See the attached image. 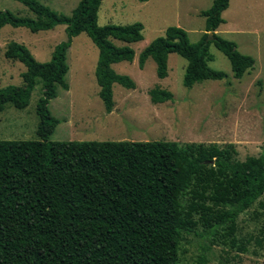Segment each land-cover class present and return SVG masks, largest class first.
<instances>
[{
	"label": "trees",
	"instance_id": "16d2710c",
	"mask_svg": "<svg viewBox=\"0 0 264 264\" xmlns=\"http://www.w3.org/2000/svg\"><path fill=\"white\" fill-rule=\"evenodd\" d=\"M20 1L36 18L0 10V29L11 24L39 32L63 24L68 39L44 63L25 45L13 42L6 49V56L24 62L27 70L23 86L0 88V111L8 102L26 108L39 79L44 89L37 104L38 139L0 140V264H180V243L185 233H196V214L208 236L226 226L235 244L239 216L264 195V153L241 161L234 144L222 148L165 140H51L60 120L49 105L59 85L69 89L67 51L73 38L85 32L98 47L99 94L111 113L114 85L136 87L113 65L134 60L131 44L144 39V24L100 25L104 0H80L71 16L39 0ZM229 6L230 0H214L200 12L206 32L198 42H192L185 29L168 27L142 50L140 67L152 58L158 77L166 78L169 56L178 54L188 61L185 87L223 80L227 74L209 65L214 44L231 62L234 76L242 78L256 61L241 53L236 42L217 34ZM149 94L155 104L174 97L158 86Z\"/></svg>",
	"mask_w": 264,
	"mask_h": 264
},
{
	"label": "rangeland",
	"instance_id": "374dc122",
	"mask_svg": "<svg viewBox=\"0 0 264 264\" xmlns=\"http://www.w3.org/2000/svg\"><path fill=\"white\" fill-rule=\"evenodd\" d=\"M61 14L71 16L80 0H39ZM213 0H104L99 24H144V39L131 44L135 50L132 62L122 61L113 69L130 76L134 89L114 85L115 106L105 109L96 78L99 49L85 33L75 36L67 51L69 89L57 88V97L50 110L60 120L53 141H175L180 146L189 143H211L220 147L234 144L237 159L264 153V0H230L223 13L226 23L217 34L237 43L238 50L255 58V67L242 78L234 76L231 62L214 44L210 47L209 65L227 76L223 80H204L192 88L184 85L187 59L178 54L169 56V75L159 78L157 64L149 58L144 67L139 55L151 41L164 35L170 26L185 29L192 42L202 39L206 19L201 10ZM0 10H9L22 17L36 18L34 12L20 0H0ZM66 25L33 32L26 26L6 24L0 29V88L23 86L27 65L6 56L10 43L25 45L39 62H49L57 45L66 41ZM124 45L121 41H114ZM171 91L173 100L155 104L149 91L155 87ZM43 81L38 80L24 109L8 102L0 111V140L38 139L37 104L43 94ZM190 200L187 194L185 204ZM196 233L184 234L180 243V264H264V195L238 218L235 244L220 227L208 236L200 214ZM245 247V248H244ZM243 248L245 250H243ZM202 257L205 261L202 262Z\"/></svg>",
	"mask_w": 264,
	"mask_h": 264
},
{
	"label": "crops",
	"instance_id": "0c3cea01",
	"mask_svg": "<svg viewBox=\"0 0 264 264\" xmlns=\"http://www.w3.org/2000/svg\"><path fill=\"white\" fill-rule=\"evenodd\" d=\"M213 1H214V0H213ZM212 3H213V2H212ZM102 4H103V3H102ZM211 5H212V4H211ZM101 6H102V5H101ZM207 9H208V8H207ZM205 10H206V9H205ZM201 11H203V10H201ZM201 11H200V12H201ZM223 13H224V12H223ZM99 14H100V12H99ZM225 23H226V20H225V22H224L223 24H221V26H223ZM221 26H220V27H221ZM220 27H219V28H220ZM218 30H219V29H218Z\"/></svg>",
	"mask_w": 264,
	"mask_h": 264
},
{
	"label": "water",
	"instance_id": "95a60500",
	"mask_svg": "<svg viewBox=\"0 0 264 264\" xmlns=\"http://www.w3.org/2000/svg\"><path fill=\"white\" fill-rule=\"evenodd\" d=\"M209 38H210V39L213 38V32H209Z\"/></svg>",
	"mask_w": 264,
	"mask_h": 264
}]
</instances>
